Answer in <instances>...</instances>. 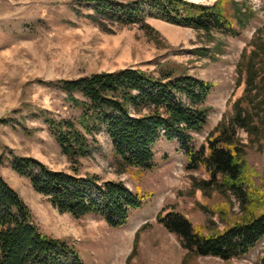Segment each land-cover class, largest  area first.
<instances>
[{
	"label": "trees",
	"instance_id": "trees-1",
	"mask_svg": "<svg viewBox=\"0 0 264 264\" xmlns=\"http://www.w3.org/2000/svg\"><path fill=\"white\" fill-rule=\"evenodd\" d=\"M76 2L94 8V14L87 17L105 32H112L108 23L137 24L155 39L159 33L146 21L147 16L213 39L215 34H240L264 10V5L254 8L249 0H215L212 4L190 0ZM238 74L244 89L234 102L233 116L219 123L207 137V147L200 149L194 147V134L201 133L208 122L205 102L214 84L188 73L180 63L162 64L156 71L123 68L38 79L64 93L79 111L72 117H58L49 110L31 115L44 119L60 152L70 161L71 172L52 169L35 157L12 150L7 156L0 154V166L10 162L59 213L74 218L100 215L110 227L118 228L152 194L133 191L123 180H103L98 174L81 176L79 159L92 155L95 136L103 130L114 156L126 168L152 169L156 142L161 138L175 141L188 157L187 169L202 166L209 174L207 180L193 177L194 188L233 195L241 215L225 228L209 232L175 211L159 212L157 220L178 237L189 255L225 261L242 257L264 238V187L255 186L247 160L249 146L239 138V131H245L251 144L264 140V19L242 52ZM11 120L1 118L0 122ZM0 264H83L74 244L41 230L30 207L1 175Z\"/></svg>",
	"mask_w": 264,
	"mask_h": 264
},
{
	"label": "rangeland",
	"instance_id": "rangeland-1",
	"mask_svg": "<svg viewBox=\"0 0 264 264\" xmlns=\"http://www.w3.org/2000/svg\"><path fill=\"white\" fill-rule=\"evenodd\" d=\"M190 1L212 4L215 0ZM249 1L254 8L264 5V0ZM88 14H94V8L76 0H0V119L12 118L8 124L0 122V154L7 156L12 150L52 169L71 172L70 161L60 152L44 119L31 115L49 110L58 117H72L79 111L64 93L38 79L123 68L156 71L174 62L214 84L205 102L208 122L201 133L194 134V147H207V137L233 116L234 102L243 93L238 62L264 19V10L240 34H215L213 39L151 16L146 21L158 31L157 39L137 24L108 23L112 32H105ZM95 137L92 155L79 159V174L123 180L133 191L152 194L142 207L131 211L123 227H110L100 215L74 218L59 213L10 162L0 166V175L22 196L41 230L74 244L83 264H264V238L248 254L229 261L196 257L157 220L159 212L175 211L209 232L225 228L241 215L233 195L194 188L193 177L207 180L209 174L202 166L187 169L188 157L175 141L159 139L154 145L153 168L140 170L120 163L106 131ZM239 138L249 146L247 160L255 186L264 187V140L251 144L245 131H239Z\"/></svg>",
	"mask_w": 264,
	"mask_h": 264
}]
</instances>
